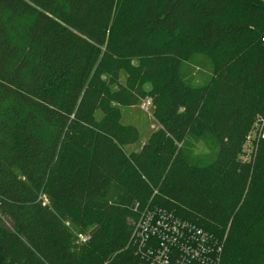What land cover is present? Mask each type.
Instances as JSON below:
<instances>
[{
	"label": "trees",
	"instance_id": "obj_1",
	"mask_svg": "<svg viewBox=\"0 0 264 264\" xmlns=\"http://www.w3.org/2000/svg\"><path fill=\"white\" fill-rule=\"evenodd\" d=\"M139 53L161 129L127 154L139 132L111 104L143 87L129 72L108 91ZM205 60L219 70L196 88L186 62ZM263 115L264 0H0V264H139L133 206L149 202L224 242L222 264H264V142L242 162Z\"/></svg>",
	"mask_w": 264,
	"mask_h": 264
},
{
	"label": "built area",
	"instance_id": "obj_2",
	"mask_svg": "<svg viewBox=\"0 0 264 264\" xmlns=\"http://www.w3.org/2000/svg\"><path fill=\"white\" fill-rule=\"evenodd\" d=\"M151 105L148 101L145 106ZM264 142V115L245 139L244 164H254ZM135 220L129 248L139 264H222L224 242L196 223L149 202L133 206Z\"/></svg>",
	"mask_w": 264,
	"mask_h": 264
},
{
	"label": "rangeland",
	"instance_id": "obj_3",
	"mask_svg": "<svg viewBox=\"0 0 264 264\" xmlns=\"http://www.w3.org/2000/svg\"><path fill=\"white\" fill-rule=\"evenodd\" d=\"M129 21L131 22L130 19L123 20V28L130 23ZM156 43L157 44L154 46V48L161 46V49H163L169 45L170 41L167 36L163 35ZM152 52L157 53L158 51L153 50ZM135 58L138 59V63L134 61ZM115 62L116 61L113 63ZM151 64L152 59L150 58V55L146 53H139L133 59H129L125 62V64H123L124 68L121 69L122 71H120V74L118 76L112 77L110 91H108L109 95H112L121 86H129L130 83L127 81L129 72H132L136 76V79H134L132 84L135 85L136 83L143 87L144 97L141 98L136 106L119 107L114 103L111 104V108L118 109L121 125L123 127H135L139 132V141L133 145H127L125 147L127 154L141 152L142 148L148 144L152 136L157 134L161 129L160 122L157 118V115L155 114L156 107L152 99L154 88L160 86L161 82L157 81L154 77H143L142 75H139L140 67L147 66L148 68ZM186 64L189 66V74L193 79V81H191L192 86L196 88H201L211 84L212 78L214 76V68L219 70L218 65H215L213 68L214 65L212 64L211 60L198 62L188 61ZM111 66L112 65L107 64L106 68H110ZM101 79L103 82H110L109 77L106 75L101 76ZM133 87L134 86H130V88ZM148 101L151 102V105L147 108L145 105ZM163 104L166 103L163 102ZM97 119H102L101 113H98ZM188 148L193 163L198 166H204V164L211 160L217 153L215 140L210 136L195 137L191 139ZM224 238H226V236Z\"/></svg>",
	"mask_w": 264,
	"mask_h": 264
}]
</instances>
